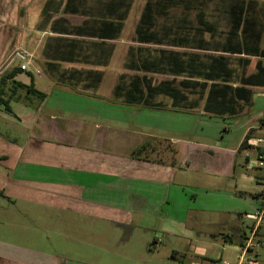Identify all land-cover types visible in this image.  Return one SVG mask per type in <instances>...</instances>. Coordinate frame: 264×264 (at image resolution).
<instances>
[{
  "label": "crops",
  "instance_id": "0c3cea01",
  "mask_svg": "<svg viewBox=\"0 0 264 264\" xmlns=\"http://www.w3.org/2000/svg\"><path fill=\"white\" fill-rule=\"evenodd\" d=\"M148 3L150 31L169 34L162 36L167 38L163 43L138 41L137 29ZM205 24L214 26L216 34H205V47L199 49L196 39ZM186 34L192 40L189 45L182 42ZM20 48L34 56V68L41 74L25 72L7 83L11 113L2 112V107L0 119L27 129L28 135L22 144L0 137V158H4L0 199L8 206L1 207L0 213L9 214V204L27 206L26 214L39 225L0 218V264H147L153 259L171 264L186 256L191 264H200L193 255L213 261L208 257L213 250L209 241L222 244L224 250L241 248L238 264H244L259 242L253 243L257 226L248 238L230 221L237 218L231 210L196 209L185 203L183 191L236 194L241 185L234 178L237 166L249 171V163L263 150L264 98L255 104V96L264 95V85L241 86L240 80L258 75L259 67L264 69V0H172L171 5L158 0H0V78L20 67L16 61L2 70ZM220 57L227 60L226 70L232 71V87H241V95L246 96L234 100L223 116L206 114L201 103L192 110L174 109L164 97L155 100L160 110L144 108L138 116V107L123 105V98L114 95L122 80L128 84L144 75L130 65L159 62L161 73L147 76L160 79L157 82H178L190 77L178 75L185 63L210 65ZM107 79H111L110 94L102 97ZM94 97L109 98L108 109ZM163 100L169 105H163ZM81 107L88 108L89 114H80ZM122 110L129 111L127 117ZM196 112L210 121H236L240 130L236 149L215 145L208 152L196 151L188 160L180 150V160L171 157L163 162L72 141L77 140L79 127H93L98 134L105 126L98 121L139 117L144 120L139 125L165 126L164 121L191 120ZM98 139H91L92 143L104 142ZM159 144L156 154L162 156L168 146ZM191 160L198 164L194 170H190ZM217 160L219 166H213ZM258 176L263 188L264 173ZM207 212L220 214L218 221L208 225L213 232L203 228ZM250 241V248L241 247ZM160 246L167 258L158 255Z\"/></svg>",
  "mask_w": 264,
  "mask_h": 264
},
{
  "label": "rangeland",
  "instance_id": "374dc122",
  "mask_svg": "<svg viewBox=\"0 0 264 264\" xmlns=\"http://www.w3.org/2000/svg\"><path fill=\"white\" fill-rule=\"evenodd\" d=\"M18 63H21L20 59H17ZM15 62L13 65H15ZM34 68V67H33ZM160 80V79H159ZM156 78V81H159ZM111 79H107L104 82V86L101 91L102 97H107L110 94ZM81 96L80 94H77ZM255 104L259 103L261 97L264 98L263 94L255 96ZM93 99H100L94 97ZM104 109L107 110V104H110L111 100L109 98H104ZM162 100V99H159ZM169 101H162L163 105L168 106ZM79 106V102L76 103ZM203 105V104H201ZM77 107V108H78ZM83 110L79 111L80 114L87 115L89 114L88 108H83ZM138 116L145 112L144 108H136ZM165 109V108H164ZM144 110V111H143ZM72 111V110H70ZM141 111V112H140ZM6 113V111H3ZM124 112V116L127 117L129 111L122 110ZM3 113V114H4ZM71 113V112H70ZM86 116H81L80 119H85ZM180 119V118H179ZM10 121V119H9ZM143 119L137 117L135 121H122V122H106V121H98L102 126L99 129L98 134L95 133L93 127H79L76 129L77 140L76 144L79 146L92 147L94 149H99L101 151L116 153L120 155L131 156L134 154L135 157H141L144 159H159L165 162L168 161L171 157L174 160H180L177 157L180 154V150L182 154L186 155L187 160L190 159L191 155L196 154L198 152H204L211 146L219 145V147H225L228 149L235 150L238 146V140L240 137V130L236 121L232 120H224L220 118H214L211 121L209 119H205L203 115H200V112H196L195 115L190 119L183 118L178 120H173L168 123L165 122V126L159 123V126H144L139 125L143 122ZM8 121H3L0 119V137L15 141L18 144H22L28 135V130L18 126L14 123L7 124ZM87 124V123H86ZM169 125V126H166ZM227 129V130H226ZM98 138H104V142H94L92 143L91 139L99 140ZM160 142L162 144H166L168 146V152L164 155L156 154L159 153L158 146H160ZM170 144V145H168ZM143 146V147H142ZM145 146V147H144ZM156 149V152L153 153L152 149ZM238 151V150H237ZM208 152V151H205ZM133 156V155H132ZM237 160V158H236ZM254 161V160H253ZM178 162V161H177ZM190 162V170L196 169V166L193 164V160ZM238 162L240 164V156L238 153ZM236 162V163H238ZM219 166V161L212 162V165ZM250 168V167H249ZM248 169L246 171L243 169L241 165L237 166L235 179L240 180V186L236 194L231 196L224 195L219 192H205L201 190H192L185 188L183 191L185 203H191V205L196 209L202 210H212V208L216 207V212L220 213L221 209L231 210L233 212L232 216L237 215V218H231L230 221L233 225H238V227L243 230L245 236L248 238L251 237L252 230L255 226H257L258 237L253 239V243L259 241L254 244L256 247L253 253L247 255V258L244 264H249L248 259L252 260H261L259 264H264V219L261 221H257L255 216L258 212L264 209V187L262 188L261 178L258 176L260 173H264V168H256ZM263 171V172H262ZM245 176V179L242 180V176ZM264 183V182H263ZM11 206V207H10ZM8 207L7 202L4 199H0V208ZM11 211L9 214L0 213V218L6 221H12L17 224H28L31 226H38V223L33 222L27 214L28 207L24 208L22 205H12L9 204ZM34 210V209H33ZM36 212V210H34ZM215 211V210H212ZM1 212V210H0ZM255 213L249 214L248 217L246 213ZM34 213V212H33ZM243 214V218L241 214ZM36 215V214H35ZM204 218L207 221L206 225H203V228L207 229V231H212L213 228L208 226L213 221H218L220 219V214H212L211 212H207L204 214ZM232 237H235V234H232ZM209 244L213 246V250L209 253L208 257H211L213 261L203 260L201 258L198 259V256L193 255L196 258L194 261L200 264H238L239 257L242 254V249H233L228 248L226 250L223 249L222 244L216 245L215 242L209 241ZM215 246H214V245ZM164 247H159V256L163 258H167V256L163 253ZM153 249V248H152ZM161 252V253H160ZM151 257L156 256V254H151ZM169 257V256H168ZM186 259L178 258V261H171V264H191L193 261H190L187 256ZM161 261L153 259L152 261H147V264H159ZM170 264V263H168Z\"/></svg>",
  "mask_w": 264,
  "mask_h": 264
},
{
  "label": "trees",
  "instance_id": "16d2710c",
  "mask_svg": "<svg viewBox=\"0 0 264 264\" xmlns=\"http://www.w3.org/2000/svg\"><path fill=\"white\" fill-rule=\"evenodd\" d=\"M164 2H168V5H171L172 0H158V4ZM148 6L151 5H149V3L147 4L146 11L142 16L140 25L137 29L138 41L139 43L144 44L163 43L167 38L161 39L162 36L166 37V35H168L169 37V34L166 32L161 34L159 32L150 31L152 27V13H150L151 11H149ZM208 33H211V36H215V27L211 26L210 24H205L203 25V29L198 31V38L196 39V42L200 47L199 49L205 47L204 45L206 42L204 39H202V37ZM182 42L184 45H189L192 40L190 41L186 34ZM228 49L230 51H237L232 47H228ZM226 64L227 60L223 57L218 59L214 58L210 65H204L203 63L198 65L191 62L185 63L183 68L179 67L178 75L184 74L189 75L190 77H186L183 80H178V82L176 79L162 80L157 82L156 80L148 77L147 74L161 73L160 63L142 61L139 63V65H130L128 67L136 69V71L142 72L144 75L134 78L128 84L122 80L120 84L115 87L114 95L116 97L123 98V101L121 102L123 105L153 110L161 109V105L155 101L157 97L170 99L172 102V108L174 109L179 108L192 110L201 103L203 104V111L206 114L211 116H223L225 111L230 108V105L234 100H240L241 97H243V99L246 98V96L241 95V87L238 86L236 89L232 87V71L226 70ZM259 69L261 70L258 75L248 79L240 80V85H264V69L260 67ZM22 73L25 72H23L20 67H13L9 72L3 74L0 78V109L3 107L5 111L11 113L10 103L12 96L6 98L7 83L10 84L13 82L16 76ZM27 74L31 76L30 73ZM192 76L198 77L193 78ZM100 81L101 80H99V83ZM14 87V90H11V92L15 96L17 87ZM20 87L23 86L21 85ZM30 93L37 97L40 96V93L36 92L35 90H30ZM189 95H196L197 98L195 101H192V99L189 98ZM40 97H43V95ZM132 155L134 156V154ZM3 159L4 158H0V161ZM245 246L242 245L241 247L245 248Z\"/></svg>",
  "mask_w": 264,
  "mask_h": 264
},
{
  "label": "built area",
  "instance_id": "2783aa9c",
  "mask_svg": "<svg viewBox=\"0 0 264 264\" xmlns=\"http://www.w3.org/2000/svg\"><path fill=\"white\" fill-rule=\"evenodd\" d=\"M17 59H20V61L24 62L23 64L20 63V68L23 72L26 73H30V74H35V75H40V71L33 68L35 65V60H34V56L31 54H28L27 52H25L23 49H16L13 56L10 58L9 62L5 65V67L2 69L4 70L7 66H11L13 65ZM256 167V168H264V141H263V150L261 153H258V157L255 161L250 162L249 163V167L251 169H253L252 167ZM264 186V184H263ZM255 218L257 219V221H261L262 219H264V209L260 212L257 213V215L255 216ZM252 242H248V244L246 245L247 248L251 247ZM245 246V247H246Z\"/></svg>",
  "mask_w": 264,
  "mask_h": 264
}]
</instances>
